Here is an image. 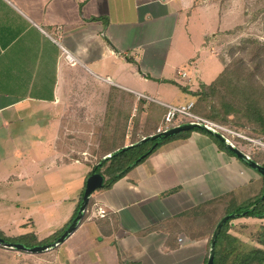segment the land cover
<instances>
[{"label": "crops", "instance_id": "1", "mask_svg": "<svg viewBox=\"0 0 264 264\" xmlns=\"http://www.w3.org/2000/svg\"><path fill=\"white\" fill-rule=\"evenodd\" d=\"M201 1L212 0H0V171L14 183L40 192L58 184L62 188L76 168L83 172L82 179L92 170L89 162L96 158L95 150L118 122L127 121L123 141L133 144L131 137L142 133L139 125L147 124L149 135L158 132L154 128L162 125L167 111L162 102L195 101L180 86L198 90L214 82L229 63L226 59L222 66L201 56L203 39L210 37L203 26L199 38L194 36V42L183 47L190 43L187 34L192 40V14H201L203 9L196 8ZM220 3L244 16L232 29L246 24L242 0ZM248 31L236 33L237 37ZM173 45L177 50L171 53ZM201 60L216 70L215 79L176 81L177 74L188 76L178 70L181 65L195 66ZM196 75L202 79L204 67ZM167 83L174 90L167 89ZM114 93L126 99L127 107L120 105V118L115 114L108 121ZM260 177L236 154L222 149L214 136L192 130L165 142L112 186L93 194L91 214L68 237L72 242L65 246L63 260L65 264L76 259L82 264H206L208 237L192 235L197 223L201 227V206L242 193L251 183L257 192ZM80 194L74 190L43 201L45 197L25 198V192L8 198L0 191V206L21 204L34 207L33 217L47 216L48 209L60 207L63 200L72 199L75 205ZM99 207L106 210L105 217L98 216ZM75 209L66 210L48 232L63 229ZM31 217L0 221V230L30 223ZM39 224L35 231L42 229Z\"/></svg>", "mask_w": 264, "mask_h": 264}, {"label": "trees", "instance_id": "2", "mask_svg": "<svg viewBox=\"0 0 264 264\" xmlns=\"http://www.w3.org/2000/svg\"><path fill=\"white\" fill-rule=\"evenodd\" d=\"M220 1L226 2L228 0ZM245 2L246 5L250 4L249 9H247L245 12L246 24L237 26L231 31L233 33H243L245 29L250 26L251 21H255L259 17L258 13H264V7H258L256 12L257 16L251 19L250 13L253 4L250 3V0H245ZM261 19L264 20V15ZM241 37L242 39L238 46L239 50L249 53L252 62L256 64L255 68L246 67L244 58L240 60L231 59L229 60L225 70L214 82L210 84H203L198 90H191L189 86L180 87L184 92L195 97L193 107V111L195 113L220 124L234 129H239V131L244 130L253 134L254 136H262L264 140V73H262V71L264 72V37L252 38L247 36L246 33ZM238 47L234 46L233 48L238 49ZM233 48L231 47L230 51ZM215 97L219 101V105L216 106L214 105ZM144 102L145 100L140 98V103ZM120 105H122L123 108H126V99H124L123 96H119L117 93L111 94L108 104V121H110V119L113 121L115 114H117V118H120L118 116V114L121 113L119 111L121 110ZM166 113L167 111L164 114L162 125L165 123ZM232 115L234 118H231ZM126 123L127 121H124L123 123L118 122L119 125L117 127L110 128L106 131V135L108 134L107 137H104V139L102 138L99 146L95 150L97 153L95 158L96 161L94 163L89 162L92 166L90 174L98 171L105 176L106 180L103 188L112 186L118 179L124 177L134 166L139 165L144 160H146L165 142L175 138H183L190 132L184 131L174 136L164 138L158 142V145L154 149H152V146L155 144V141L144 142L131 147L128 150L119 152L117 155L103 161L102 164L99 165L103 156L120 150L126 145V142L123 141L126 131ZM173 124L176 123L172 122L169 124V126H172ZM161 126L154 128V131L157 132ZM137 127H140L142 133H139V135L138 133L133 135L131 137V143H135L138 140H141V138L144 136L150 134L147 124L142 126L139 125ZM194 130L208 133L202 129ZM121 136H123V138H121ZM214 138L222 149L235 154L233 151L229 150L218 138ZM230 138L233 141L239 140L240 142L244 141L248 144L251 143L236 136H230ZM257 149L258 151L255 153H248L255 161L264 166V150H262V148ZM143 155H145L144 158L139 160ZM228 197L229 196L226 194L208 200L201 206L202 213L204 211L206 212L203 215V218L205 217L208 219V231L209 229L211 230V233H209L210 236H207V259L209 255L212 234L217 223L225 215L230 213H238L240 214L239 217L245 216L264 219V180L262 190H260L254 197L248 199L246 204H230ZM92 200L93 198L91 197L84 219L91 214L93 206ZM79 207L80 203L75 209L71 220H73L76 216ZM234 219L236 218L230 219L224 224L217 238L214 264H264V224H261L252 235V239H254L257 244L251 245L230 232V230L234 227L232 224ZM65 229L66 228H63L59 232L55 233L54 239L51 241H38L36 239L38 241L37 244L43 245L54 241L60 236L61 233L64 232ZM0 237L9 242H14V240L5 237L2 234V230H0ZM25 245L28 247L36 246L29 243H25Z\"/></svg>", "mask_w": 264, "mask_h": 264}, {"label": "rangeland", "instance_id": "3", "mask_svg": "<svg viewBox=\"0 0 264 264\" xmlns=\"http://www.w3.org/2000/svg\"><path fill=\"white\" fill-rule=\"evenodd\" d=\"M242 8L244 6H246V9H249L250 4L246 5L245 0H242ZM199 3H203L202 1ZM199 3H197L198 5H196L197 9H203L201 10V14L200 13H193L192 14V21L191 24L193 23V32H192V40L189 38V34H187L188 40L190 43L185 44V46H183L184 48L186 46H188L189 44H192L194 42V36L195 38H199L200 34H201V30L200 28L203 26L204 28V32H207L210 34V37L206 40L203 39V45H202V51H201V56H205L208 55L210 56L209 58L212 60H217L221 63V65L223 66L224 63H226V59L228 60H233V59H243L244 58V63L246 67H250V68H255L256 64L254 62H252V59L250 58L249 53L247 52H243L242 50H239V44L240 41L242 39V35L240 37H237L236 33L231 32L233 29V27L239 23H241L244 20V16L243 14H241L239 11L237 10H232L230 7L229 8H223L221 6V3L219 0H212L210 2H208L209 4H202L199 5ZM250 3H252V7H251V19H253L255 16H257L256 12L258 7H264V0L258 1V0H250ZM244 4V5H243ZM245 9V7H244ZM264 15V13L260 14L258 13V18L254 21H251L250 26L248 27L249 31L246 32L247 36H250L252 38H259V37H264V20H262V16ZM181 19L184 18V16L180 17ZM196 19V20H195ZM181 25V24H180ZM197 29H194V28ZM185 32L186 29L185 27H183ZM236 28V27H235ZM206 29V30H205ZM218 30H221L220 34H218L217 36H214V33ZM236 35V36H235ZM179 40V38L177 37L175 39V41L177 42ZM175 41H172V44L175 43ZM165 43V48L162 49L166 52L167 49V45H166V39H164L163 41ZM179 44H177L176 46L178 47ZM234 46H237V48H233ZM233 48L230 51V48ZM175 45L172 46L171 48V53L175 50ZM211 50H213V52H211ZM229 53V54H228ZM195 54V53H194ZM198 55V53L196 52V56ZM207 60H201L200 62L197 61V65L194 66V64H188L187 66H183V67H179L178 70H181L182 72H186L188 76L186 77H182L180 75H176V81L180 82V83H185V82H197V81H212L213 79H215L216 76V70L212 69L211 67H209L210 64L207 65ZM220 64L218 65L219 68ZM200 67H204V76L202 77V79L198 76L197 77V72L199 70ZM177 70V71H178ZM262 73H264L262 71ZM264 76V74H263ZM153 81V80H152ZM168 86L167 89L174 90L173 85H168V83L165 85ZM214 105H219V101L218 99L215 97L214 100ZM231 118H234V116L232 115ZM234 129V128H232ZM242 134H245L247 136H250L254 139H256V141L259 140H263L262 136L258 137V136H254L251 133H248L244 130H240L239 129H234ZM237 146H240L241 148H244L243 151H245L247 154H249L250 152L255 153L256 151H258L257 148H262V150H264V146L260 145L256 142H251L250 144H248L247 142L244 141H235ZM249 152V153H248ZM96 160L95 159H91V162L94 163ZM247 164V163H246ZM77 167V166H75ZM91 168V167H90ZM253 169V168H252ZM84 170V169H83ZM255 170V169H253ZM86 171V168H85ZM91 169L89 171L88 174H84L83 175V179L80 177L82 176L81 171L78 170V168H76L72 173L69 174V180L67 181V185H63L62 188L58 186H55L54 188L50 187L49 191H42L40 192V190H34L33 186H26L24 187L22 182L19 181V183H14V180H9L8 179V174L5 173L3 174L0 171V191L2 193L6 192V196L8 198H15L16 195L18 194H24L25 192V198L26 196H31V197H36V198H43V201H47L50 200V198L55 197H60L62 194L65 195H71L73 193V191L75 190L76 192L79 191L80 196L78 198H75V202L76 204L73 205L74 201L72 199L69 200H63L62 203H59L60 207H55V208H51L48 209L47 212V216H39L36 217L33 215H35L34 212V207H27L24 205H21V207L17 208V207H4V206H0V221L1 222H6L9 221L10 219H14V218H18V219H24L27 218L29 219V216L31 217L30 223H26L27 221H24V223L21 225L22 227L24 226H29V230L26 229H20L21 226H17L16 224L11 225L9 228L4 229V231H2V234L5 237H8L12 240H14V242H18V243H29V244H34V245H39L37 244L38 241L44 240V241H51L54 239V234L59 232V230L55 229V233H49L48 231H52L49 230L50 227L53 229V227H55L58 224V221L61 219V217L63 216L64 213H66L65 211L68 210L70 211V209H72V207L77 208V206L81 205L82 202V198H83V194L85 191V187H86V182L88 176L90 175ZM256 174L260 175L261 180H262V184L261 187H259V190H257V192L255 191V185L253 183H251L249 185L248 188H244L242 193H232V194H227V196H229V202L230 204L234 203V204H246V201L252 197H254L260 190H262L263 187V180H264V176L259 173L258 171H256ZM85 173V172H84ZM62 184H66L62 183ZM256 187L258 188V185H256ZM26 189V190H25ZM246 191H250L249 194ZM47 198V200H45ZM62 204V205H61ZM67 211V212H68ZM206 212L204 211L202 213V215H204ZM203 217V216H202ZM34 219V220H32ZM202 222H200L201 227H199L198 223H197V230L195 232V234H192V231L188 229V232H190L192 235H194L193 237L197 238L203 235H207L210 236L209 233H211V230L209 229L208 231V219H206L205 217L202 218ZM47 220V221H46ZM40 221L39 227L42 229H39L37 231H35V225H38V222ZM71 221V220H70ZM46 222H48V227L46 225ZM72 222V221H71ZM71 222L67 223L66 225H63L64 228H68L71 224ZM233 224V228L230 230V232L232 234H234L235 236H238L240 239H242L245 242H248L251 245H256L257 243L254 241V239H252V235L255 233V231L258 229V227L261 224H264V219H259L256 217H238L236 219H234L232 221ZM30 228H32L30 230ZM65 231V230H64ZM62 234V233H61ZM60 234V236H61ZM31 236V237H30ZM36 237V238H35ZM38 241H37V240ZM57 239V238H56ZM55 239V240H56ZM54 240V241H55ZM72 239L67 238L63 243H65L64 245L61 244L59 246H57L56 248L50 250V251H46V252H42V253H29V252H21V251H17V250H13V249H8L2 245H0V264H65L64 262V253L66 250L67 244L68 246L71 245V241ZM52 241V242H54ZM51 243V242H50ZM207 257V256H206ZM54 258L56 259L54 262ZM58 261V263H57ZM86 262V260L84 261ZM82 261H78L76 259V261H71V264H82Z\"/></svg>", "mask_w": 264, "mask_h": 264}, {"label": "water", "instance_id": "4", "mask_svg": "<svg viewBox=\"0 0 264 264\" xmlns=\"http://www.w3.org/2000/svg\"><path fill=\"white\" fill-rule=\"evenodd\" d=\"M194 129H202L211 134L212 136L218 138L221 142L224 143V145L231 151H233L238 158H240L242 161L247 163L251 168L255 169L259 173H261L264 176V166L260 164L259 162L255 161L249 154H247L245 151L240 149L236 144H234L224 133L214 130L212 128L207 127L205 124L200 122H194V121H185L179 124H176L174 126H171L161 132H157L155 134L143 137L138 142H135L133 144H128L121 148L120 150H117L111 154H108L104 158H102V161L99 163V165L102 164L103 161L112 158L113 156L117 155L119 152L125 151L130 149L131 147H134L136 145L142 144L147 141H155V144L152 146V149H154L158 142L164 138L174 136L178 133L184 132V131H191ZM145 155L141 156L139 160L144 158ZM105 176L98 171H95L91 173L86 181V187L83 194L81 205L78 209V212L74 219L72 220L70 226L65 229V231L59 236L54 242L43 244V245H37L33 247H28L23 243L18 242H9L5 240L4 238L0 237V245L8 248L13 249L21 252H29V253H42L49 250H52L62 244L81 224L83 217L87 211L88 204L90 202L91 197L93 194L98 190L104 187L105 185ZM240 214L238 213H230L225 215L216 225L215 230L211 237L210 242V250L209 255L206 264H214L215 259V249H216V242L217 238L224 226V224L233 218H238Z\"/></svg>", "mask_w": 264, "mask_h": 264}, {"label": "built area", "instance_id": "5", "mask_svg": "<svg viewBox=\"0 0 264 264\" xmlns=\"http://www.w3.org/2000/svg\"><path fill=\"white\" fill-rule=\"evenodd\" d=\"M183 76H185V73H183ZM140 96L148 98V99H153L152 97L139 93ZM163 105L167 107V113L165 116V123L162 125L159 129L158 132H161L171 126H169L170 123L174 122L176 124L185 122V121H194V122H200L205 124L207 127L212 128L214 130H218L222 133H224L232 142L233 140L230 138V136H236L239 138H242L248 142H256L260 145L264 146V142L262 140L256 141V139L247 136L245 134H242L234 129H232L229 126L220 124L216 121H213L211 119H208L206 117H203L193 111L194 107V101L186 102V103H181V104H169L162 102ZM181 117L182 122L177 123L176 121L178 120L177 118ZM173 124L172 126L176 125ZM235 144V142H233ZM97 214L99 217H105L107 212L105 209L99 207L97 210Z\"/></svg>", "mask_w": 264, "mask_h": 264}]
</instances>
